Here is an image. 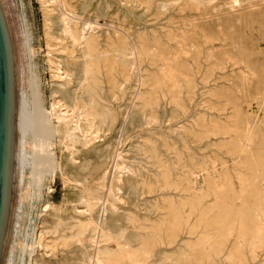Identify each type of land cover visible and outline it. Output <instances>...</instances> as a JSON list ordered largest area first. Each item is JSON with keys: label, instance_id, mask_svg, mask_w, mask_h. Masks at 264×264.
Returning a JSON list of instances; mask_svg holds the SVG:
<instances>
[{"label": "rangeland", "instance_id": "374dc122", "mask_svg": "<svg viewBox=\"0 0 264 264\" xmlns=\"http://www.w3.org/2000/svg\"><path fill=\"white\" fill-rule=\"evenodd\" d=\"M207 1L69 0L68 3V0H64V4L63 0H0L1 27L5 38L10 44L7 48L8 55L13 58L11 72L13 68L16 74L20 72L19 67L21 68L24 63L23 53L26 52L28 45H32L35 50L34 61L40 79L41 99L47 112H49L50 102L53 119L55 139L51 137L48 140V149L51 163L56 162L55 169H50L43 179L42 192L39 198L35 196L33 199L28 197L29 192L26 195L24 187L20 191L18 186L17 191L18 193L21 192L19 197H23L20 199L17 197L14 201V193H9L7 184L0 234V264L8 261L10 244L19 237L22 238L23 247L14 252L10 264H28L31 256H34L33 263L56 264L64 259L66 262L68 261L67 264H104L103 256H106V253L118 254L125 249L133 252L134 258H136L134 264H179V261L184 264H264V250L259 251L254 256L255 259L250 256V253L244 247L248 236L240 241L237 239V230H239L241 223H247L250 228V226L254 227L255 222H264V60L262 61L264 59V29L262 30L264 25L261 27L262 25L256 22L251 27L249 25L247 28H242L245 27L242 20L246 16L253 15V18L256 17L255 19H260L261 22L264 20V0H245L237 7L231 5V0ZM56 6L58 7L56 8ZM77 12L79 13L77 14ZM62 13L67 18H71H69L70 26L68 29L72 30L79 38L80 42L77 45L72 42L73 40L68 37L66 32L64 33ZM261 18L263 19L261 20ZM201 23L202 26H200ZM211 24L215 27L213 28ZM198 25L200 26L199 29L197 28ZM220 28H223L222 30L225 32ZM158 36L160 38H157ZM162 37H164V40ZM121 38H126L130 52L132 49L133 51L143 49L141 44L144 47L147 45V53L153 56L156 55V60L161 59L159 55H166L165 53L169 50V54L167 53L168 55L164 56V59L178 61L182 68L181 74L185 75L187 73L186 80L196 79L197 84L195 86L149 88L148 85L139 84V80L146 79L148 81V78L156 71H151L154 67H150L148 72L145 73L143 70L140 73L135 72L131 79H128V76H125L123 70L118 66L117 69L110 70V68L118 65L121 59L122 52H119L118 47ZM226 38L228 39L226 40ZM237 38L241 40L239 41ZM192 39L193 41H191ZM88 40L93 42L96 49L90 66L93 70L92 78L96 80L95 83L89 81L83 75L85 61L83 60V51L85 46L82 41ZM130 40L132 41L130 42ZM146 41L152 42L149 45ZM244 47H247V49ZM164 48L167 50L166 52ZM157 51L160 54L157 55ZM181 52H183L182 55ZM176 53L180 54L176 55ZM195 56L196 58L199 57V62L202 61L200 64L198 60L194 59ZM229 57L234 58L233 61L242 63L240 64L242 67L244 64L248 65L249 70L241 68L239 65H233V61ZM217 59L218 61H216ZM243 59L248 60V62ZM222 60L224 66H220ZM211 61H214V63ZM211 64L213 65L211 66ZM197 68L202 69L198 71ZM209 68L210 70H208ZM247 71L251 72L247 73ZM237 72L240 73V76ZM257 72H260L259 75ZM160 74L162 73L160 72ZM226 77L230 79L227 80ZM202 80L205 82L203 83ZM96 86H98L96 100L109 116L104 123L87 115V111L93 104L91 90L95 89ZM103 95L105 96L103 97ZM73 96L74 98H72ZM124 108L126 109L123 110ZM54 112L57 114H54ZM82 156L83 158H81ZM182 158L184 159L182 160ZM262 162L263 165H257ZM178 165L181 166V168L178 167L179 170ZM158 168L170 170L169 182L170 184L173 182L172 185L179 186L180 194L178 197L171 195L172 197L163 198L157 192L154 193L155 196L154 194H142L140 189L144 188L145 185L153 187L158 185ZM211 168H213L212 171ZM184 170L185 173H183ZM81 171L83 174H81ZM181 171L183 174H181ZM102 173L113 177L116 188L111 191V194L115 207H109L108 202L103 197L102 192L106 191L105 184L100 186L98 182H95ZM178 175H181V177ZM73 177L76 178L73 179ZM189 177H193L199 184L198 189L193 188ZM220 184L223 188L220 187ZM217 185L223 191L220 194L225 198V210L231 211L228 213L212 211L211 216L210 214L206 215L204 212L215 205L216 199L221 198V195L216 193L219 190ZM84 189L85 191L91 189L96 193L97 205L91 211H87L85 205L81 206V203L85 204L83 201L85 200L83 197ZM29 191L35 193L36 189L31 186ZM120 191L125 192L122 195ZM235 192L236 194H234ZM195 193H198V195ZM174 194H177V192H174ZM194 197H196V200L198 199L197 202L194 201ZM238 198L240 200H237ZM45 201L50 202V204L45 205L42 212L41 208ZM193 203L195 206H192ZM99 206L100 208H98ZM169 207L172 210H178L181 223L189 220L190 226L193 225L192 236L187 235V230L182 231L183 233L181 232L180 236L183 244L194 248L197 246L195 248L197 252H194L197 255L195 260L186 259L183 256L184 252L168 242V229L173 228L172 226L179 222L178 218L174 222V219L169 217L171 211ZM192 207H195V209L193 210ZM97 212L100 213L97 214ZM83 213L87 214L84 215ZM106 214L108 217H106ZM210 218L218 221L220 229L217 232L206 226ZM99 220H102V223ZM53 221H56V223ZM58 223L62 224L63 227L61 226L58 229L54 226ZM77 224H82L81 233L83 235L80 237L81 239L77 236L81 241H77L76 238L79 227ZM109 224H117L118 226L113 225L111 227ZM154 227H161L162 243L153 250L148 249L149 247L141 243L139 236L150 238L151 235L155 234L153 232ZM36 234L37 240L35 239ZM133 236L136 239L132 238Z\"/></svg>", "mask_w": 264, "mask_h": 264}, {"label": "bare ground", "instance_id": "6f19581e", "mask_svg": "<svg viewBox=\"0 0 264 264\" xmlns=\"http://www.w3.org/2000/svg\"><path fill=\"white\" fill-rule=\"evenodd\" d=\"M9 1V0H8ZM87 1V0H86ZM173 1V0H172ZM199 1H201V0H199ZM207 1V0H206ZM210 1V0H209ZM214 1V0H213ZM243 1H245V0H231L230 1V3H231V5H233V6H235V7H237V6H240L242 3H243ZM63 2H64V0H63ZM144 2V1H143ZM183 2V1H182ZM195 2H197V1H195ZM205 2V1H204ZM208 2V1H207ZM206 2V3H207ZM218 2V1H217ZM67 3V2H66ZM68 3H69V0H68ZM206 3H204V4H206ZM64 4H65V2H64ZM201 4V3H200ZM63 5V4H62ZM70 5H71V3H70ZM88 5H89V3H88ZM252 5V4H251ZM255 5V4H254ZM55 6V5H54ZM13 7V6H12ZM58 6H56V8H57ZM65 7V6H64ZM63 7V8H64ZM67 8H68V6H66ZM78 7H80V6H78ZM256 7V6H255ZM59 8H61V7H59ZM68 9H70V8H68ZM129 9V8H128ZM13 10V9H12ZM58 10V9H57ZM64 10V9H63ZM72 10V9H71ZM77 10H79V9H77ZM83 10V9H82ZM255 10V9H254ZM251 11V10H250ZM249 11V12H250ZM58 12V11H57ZM13 13H15L14 11H13ZM67 13V12H66ZM69 13V12H68ZM79 12H77V14H78ZM83 13V12H82ZM251 13V12H250ZM71 14H73V13H71ZM245 14H247V13H245ZM245 14H243V15H245ZM254 14H255V12H254ZM62 15H63V13H62ZM241 15V14H240ZM257 15V14H256ZM255 15V16H256ZM261 15V14H260ZM253 16V15H252ZM251 15H249V17H245L243 20H242V23H243V25L245 26V27H242L243 29L244 28H247V26H249V27H251V25L253 24V23H256V22H258L259 23V25H262L261 27H263V25H264V20L261 22V21H259V20H256L255 18H253ZM15 17H17V16H15ZM58 17V16H57ZM75 17V16H74ZM78 17H79V15H78ZM242 17V16H241ZM70 18V17H69ZM69 18H67L66 16H65V14L62 16V22H64V25L62 26V27H64L65 28V31L64 30H62V31H64V33L66 32V34L68 35V37H70L73 41L72 42H74L76 45H77V43H79L80 41H79V38L77 37V35L72 31V30H69L68 28H69V26H70V22H69ZM218 18V17H217ZM222 18V17H221ZM236 18V17H235ZM237 18H238V16H237ZM236 18V19H237ZM16 19V18H15ZM71 19V18H70ZM231 19V18H230ZM240 19V18H239ZM263 18H261V20H262ZM59 20V19H58ZM185 21V20H184ZM67 22H68V24H67ZM177 22V21H176ZM179 22V21H178ZM220 22V21H219ZM227 22V21H226ZM228 22H230V21H228ZM233 22V21H232ZM239 22H241L240 20H239ZM60 23V22H59ZM73 23V22H72ZM84 23V22H83ZM184 23V22H183ZM191 23V22H190ZM213 23V22H212ZM222 23V22H221ZM235 23V22H234ZM19 24V23H18ZM63 24V23H62ZM79 24V23H78ZM215 24V23H214ZM216 24H219V23H216ZM223 24V23H222ZM237 24V23H236ZM60 25V24H59ZM169 25V24H168ZM188 25V24H187ZM212 25V24H211ZM238 25V24H237ZM242 25V24H241ZM72 26V25H71ZM82 26H83V24H82ZM193 26V25H192ZM199 26V25H198ZM200 26H202V23H201V25ZM200 26L199 27H197L198 29L200 28ZM220 26H221V24H220ZM257 26V25H256ZM31 27V26H30ZM166 27H167V25H166ZM174 27V26H173ZM176 27H178L177 25H176ZM189 27V26H188ZM188 27H186V28H188ZM194 27H196V26H194ZM205 27V26H204ZM212 27L214 28L215 26H213L212 25ZM211 27V28H212ZM222 27V26H221ZM225 27H227V26H225ZM230 27H232V26H230ZM235 27V26H234ZM254 27V26H253ZM252 27V28H253ZM260 27V26H259ZM18 28V27H17ZM74 28V27H73ZM80 28V27H79ZM171 28V27H170ZM206 28V27H205ZM204 28V29H205ZM208 28V27H207ZM224 28V27H223ZM222 28V29H223ZM240 28V27H239ZM257 28V27H256ZM61 29V28H60ZM71 29H72V27H71ZM173 29V28H172ZM171 29V30H172ZM175 29V28H174ZM173 29V30H174ZM183 29H185L184 27H183ZM201 29H203L202 27H201ZM221 29V28H220ZM221 29V30H222ZM241 29V28H240ZM250 29V28H249ZM264 28H262V30H263ZM80 30V29H79ZM117 30V29H116ZM167 30V29H166ZM165 30V31H166ZM177 30V29H176ZM188 30V29H187ZM192 30H194V29H192ZM216 30V29H215ZM231 30V29H230ZM242 30V29H241ZM247 30V29H246ZM259 30V29H258ZM20 31V30H19ZM81 31H82V29H81ZM207 31V30H206ZM205 31V32H206ZM208 31H210V29L208 28ZM207 31V32H208ZM223 31V30H222ZM238 31V30H237ZM236 31V32H237ZM248 31V30H247ZM252 31H255V30H252ZM121 32V31H120ZM123 32V31H122ZM164 32V31H163ZM163 32H162V34H163ZM178 32V31H177ZM185 32V31H184ZM191 32V31H190ZM202 32H204V31H202ZM214 32V31H213ZM220 32V31H219ZM223 32H225V31H223ZM227 32V31H226ZM231 32H233L232 30H231ZM239 32V31H238ZM242 32V31H241ZM243 32H244V30H243ZM260 32V31H259ZM19 33V32H18ZM47 33H49V32H47ZM63 33V32H62ZM91 33V32H90ZM132 33V32H131ZM170 33V32H169ZM174 33V32H173ZM187 33H189V32H187ZM193 33H195V32H193ZM264 33V32H263ZM122 34V33H121ZM142 34V33H141ZM161 34V33H160ZM161 34V35H162ZM164 34H165V32H164ZM174 34H176V33H174ZM180 34V33H179ZM215 34V33H214ZM218 34V33H217ZM231 34V33H230ZM239 34H241V33H239ZM247 34V33H246ZM245 34V35H246ZM255 34V33H254ZM80 35V34H79ZM87 35V34H86ZM133 35V34H132ZM182 35V34H181ZM185 35H187V34H185ZM196 35V34H195ZM206 35V34H205ZM208 35V34H207ZM212 35V34H211ZM219 35V34H218ZM217 35V36H218ZM223 35V34H222ZM243 35H244V33H243ZM248 35H249V33H248ZM258 35V34H257ZM64 36V35H63ZM128 36V35H127ZM156 36V35H155ZM167 36V35H166ZM177 36H179V35H177ZM192 36V35H191ZM203 36V35H202ZM213 36H215V35H213ZM212 36V37H213ZM216 36V37H217ZM239 36V35H238ZM151 37V36H150ZM149 37V38H150ZM169 37V36H168ZM174 37V36H173ZM195 37V36H194ZM193 37V38H194ZM198 37V36H197ZM205 37H207V36H205ZM208 37H210V36H208ZM223 37V36H222ZM228 37V36H227ZM242 37V36H241ZM240 37V38H241ZM253 37H254V35H253ZM256 37V36H255ZM81 38H83V37H81ZM156 38V37H155ZM157 38H160L159 36L157 37ZM163 38V40H164V37H162ZM166 38V37H165ZM172 38V37H171ZM179 38H180V36H179ZM183 38V37H182ZM220 38H221V35H220ZM225 38V37H224ZM30 39V38H29ZM132 39H133V37H132ZM146 39V38H145ZM144 39V40H145ZM194 39H196V38H194ZM202 39V38H201ZM210 39V38H209ZM222 39V38H221ZM220 39V40H221ZM228 38H226V40H227ZM233 39H235V37H233ZM238 40H239V38H237ZM258 39V38H257ZM115 40V39H114ZM157 40V39H156ZM174 40H176V39H174ZM174 40H172V41H174ZM197 40V39H196ZM237 40V41H238ZM241 40V39H240ZM239 40V41H240ZM20 41V40H19ZM132 40H130V42H131ZM152 41H153V38H152ZM152 41H150V42H152ZM171 41V42H172ZM190 41V40H189ZM191 41H193V39L191 40ZM216 41V40H215ZM223 41V40H222ZM221 41V42H222ZM235 41V40H234ZM238 41V42H239ZM21 42V41H20ZM71 42V41H70ZM101 42V41H100ZM142 42H144L143 40H142ZM148 44L150 43V42H148V41H146ZM154 42H156V41H154ZM159 43H160V40L158 41ZM198 42V41H197ZM201 42V41H200ZM199 42V43H200ZM202 42H204V41H202ZM53 43V42H52ZM82 43H84V53H83V57H84V59L83 60H85L84 61V68H83V75L85 76V77H87L88 79H89V81H93L94 83L96 82V80H95V78H92V75H93V70L91 69V62L93 61V53L94 52H96V49H95V47H94V45H93V42H91V40H88V41H82ZM105 43V42H104ZM114 43V42H113ZM119 44H118V47H119V52H122L121 54H122V56H121V59H120V61L118 62V65H116V66H114V67H112V68H110V70L111 69H117L118 67H120L123 71V74L125 75V76H128L127 78L128 79H131V77L135 74V72L137 73V72H139L140 73V71L141 70H143V72L145 73V72H148V70H149V68L150 67H154V69H151V71L152 70H156L155 71V73H153V75L151 76V77H149L148 79V81H146V79H144V80H139V84H141V85H148L149 86V88L150 87H156V88H163V87H178V86H181V85H187V86H191V85H196L197 84V82H196V79L195 80H186V78H187V73L185 74V75H182L181 74V70H182V68H181V65L180 64H178V61H172V57L171 58H169V59H171V61L170 60H167V58L166 59H164V56L166 57V55H168L169 53L168 52H170L169 50H168V54L167 53H165L166 55H159V56H161V59H159V60H156L155 59V57H157L156 55L155 56H153L152 54H148L147 53V48H146V46L144 47L143 46V44H141V48L143 47V49H137V50H135V51H133V49L131 50V52H130V48H129V44L127 43V41H126V38H121L120 40H119V42H118ZM134 43H136V42H134ZM133 43V44H134ZM158 43V44H159ZM162 43V42H161ZM166 43V42H165ZM168 43V42H167ZM189 43V42H188ZM215 43V42H214ZM236 43V42H235ZM242 43H243V41H242ZM260 43V42H259ZM81 44V43H80ZM107 44V43H106ZM109 44V43H108ZM111 44V43H110ZM138 44V43H137ZM155 44V43H154ZM163 44V43H162ZM162 44H161V46H162ZM182 44V43H181ZM190 44V43H189ZM188 44V45H189ZM193 44L196 46V44L193 42ZM203 44V43H202ZM230 44V43H229ZM236 44H238V43H236ZM240 44V43H239ZM251 44V43H250ZM256 44H258V43H256ZM132 45V44H131ZM135 45V44H134ZM150 45V44H149ZM227 45V44H226ZM234 45V44H233ZM243 45V44H242ZM246 45V44H245ZM249 45V44H248ZM259 45V44H258ZM7 46L9 47L10 46V44H9V42H8V40H7ZM22 46V45H21ZM100 46V45H99ZM110 46V45H109ZM138 46V45H137ZM154 46V45H153ZM168 46V45H167ZM190 46H192V45H190ZM202 46V45H201ZM224 46V45H223ZM230 46V45H229ZM228 46V47H229ZM247 46V45H246ZM115 47V46H114ZM133 47V46H132ZM210 47H212V46H210ZM220 47H222V46H220ZM252 47V46H251ZM258 47V46H257ZM77 48V47H76ZM79 48V47H78ZM103 48H104V46H103ZM139 48V47H138ZM150 48V47H149ZM158 48V47H157ZM160 48V47H159ZM167 48V47H166ZM186 48H188V47H186ZM216 48H218V47H216ZM215 48V49H216ZM231 48V47H230ZM244 48H246L247 49V47H244ZM263 48V47H262ZM20 49V48H19ZM25 49V48H24ZM102 49V48H101ZM151 49V48H150ZM149 49V50H150ZM153 49V48H152ZM165 49V48H164ZM175 49H177L176 47H175ZM180 49V48H179ZM208 49V48H207ZM224 49V48H223ZM76 50V49H75ZM155 50V49H154ZM160 50H162V49H160ZM174 50V49H173ZM181 50V49H180ZM179 50V51H180ZM184 50H187V49H184ZM194 50V49H193ZM206 50V49H205ZM237 50H239V49H237ZM237 50H236V52H237ZM242 50V49H241ZM10 51V50H9ZM21 51H22V49H21ZM25 51V50H24ZM80 51H81V49H80ZM133 51V52H132ZM153 51V50H152ZM159 51V50H158ZM158 51H157V55L158 54H160V53H158ZM167 50L165 49V52H166ZM176 51V50H175ZM191 51V50H190ZM189 51V52H190ZM199 51V50H198ZM222 51V50H221ZM246 51V50H245ZM248 51V50H247ZM257 51V50H256ZM109 52V51H108ZM161 52H163V50L161 51ZM171 52H173L172 50H171ZM178 52V51H177ZM188 52V53H189ZM194 52H196L195 50H194ZM193 52V53H194ZM209 52V51H208ZM217 52V51H216ZM215 52V53H216ZM223 52V51H222ZM240 52V51H239ZM243 52V51H242ZM259 52V51H258ZM117 53V52H116ZM155 53V52H154ZM164 53V52H163ZM174 53V52H173ZM202 53V52H201ZM204 53V52H203ZM233 53V52H232ZM232 53H231V55H232ZM235 53V52H234ZM241 53V52H240ZM9 54H10V52H9ZM34 54H35V50H34V48H33V46L32 45H28L27 46V48H26V52H24L23 53V55H24V63L22 64V66H21V68L19 67V73L18 74H16V72H15V70H14V68H13V70H12V72L10 71V82H9V139H8V142H9V144H8V161H7V184H8V189H9V193L10 194H12V193H14V201H15V199L18 197L19 199L20 198H22L23 196H21V197H19V194L21 193L20 191H21V188H23L24 187V192H25V194L27 195V192H29V196L28 197H30V198H32L33 199V197L35 196L36 198L38 197L39 198V196L41 195V188H42V185H43V179H44V177L48 174V172H49V170L50 169H55V164H56V162H52L51 163V157H50V153H49V139L52 137V138H54L55 139V137H54V129H53V119H52V115H51V108H50V102H49V112H47V110L45 109V107H44V104H43V101H42V99H41V89H40V79H39V75H38V73H37V68H36V63H35V61H34ZM180 53H176V55H179ZM183 54V52H181V55ZM198 54V53H197ZM206 54V53H205ZM249 54V53H248ZM253 54H255V53H253ZM77 55H79V54H77ZM191 55V54H190ZM195 55V54H194ZM209 55V54H208ZM236 55H239V54H236ZM243 55V54H242ZM247 55V54H246ZM10 56V55H9ZM101 56V55H100ZM118 56V55H117ZM193 56V55H192ZM203 57H204V54L202 55ZM235 56V55H234ZM240 56V55H239ZM247 56H249V55H247ZM25 57H26V61H25ZM102 57V56H101ZM110 57V56H109ZM169 57V56H168ZM182 57V56H181ZM210 57H212V56H210ZM216 57V56H215ZM218 57V56H217ZM241 57V56H240ZM245 57V56H244ZM244 57H242V58H244ZM9 58H11V56L9 57ZM22 58V57H21ZM96 58V57H95ZM103 58V57H102ZM114 58H116V57H114ZM113 58V59H114ZM186 58V57H185ZM190 58V57H189ZM202 58V57H201ZM209 58V57H208ZM219 58H220V56H219ZM222 58V57H221ZM230 58V57H229ZM238 58V57H237ZM237 58H236V60H237ZM241 58V59H242ZM248 58V57H247ZM256 58V57H255ZM112 59V58H111ZM158 59V58H157ZM178 59V58H177ZM181 59V58H180ZM194 59L197 61L198 60V62L200 61V59H199V57L198 58H196V56L194 57ZM210 59H212V58H210ZM232 61H233V59L232 58H230ZM240 59V58H239ZM174 60V59H173ZM207 60H209V59H207ZM243 60H245V59H243ZM264 59H262V61H263ZM179 61H181V60H179ZM191 61H192V59H191ZM215 61V60H214ZM214 61L212 62V63H214ZM216 61H218V59L216 60ZM246 61V60H245ZM106 62V61H105ZM111 62V61H110ZM113 62V61H112ZM202 62V61H201ZM201 62H199V64L201 63ZM204 62H205V60H204ZM210 62V63H211ZM246 62H248V60L246 61ZM11 63H13V58H11L10 59V64ZM82 63V62H81ZM97 63V62H96ZM114 63V62H113ZM250 63V62H249ZM248 63V64H249ZM253 63V62H252ZM193 64V63H192ZM209 64V63H208ZM219 64V63H218ZM220 66H224L223 64H224V62H223V60H222V62H220ZM233 65H239L240 66V64H242V63H240V62H238V61H233V63H232ZM244 64V63H243ZM190 65V64H189ZM202 65V64H201ZM213 64H211V66H212ZM227 65V64H226ZM71 66V65H70ZM72 66H73V64H72ZM75 66V65H74ZM118 66V67H117ZM188 66V65H187ZM192 66V65H191ZM205 66V65H204ZM219 66V67H220ZM232 66V65H231ZM251 66H253V65H251ZM207 67V66H206ZM241 68H245V69H247V70H249V67H248V65H246V64H244V66L242 67V66H240ZM255 67V66H254ZM257 67H259V66H257ZM211 68V67H210ZM210 68L208 69V70H210ZM217 68H218V66H217ZM222 68V67H221ZM236 68V67H235ZM61 69V68H60ZM191 69V68H190ZM189 69V70H190ZM202 68H200V70H201ZM59 70V69H58ZM102 70V69H101ZM137 70V71H136ZM192 70H194V69H192ZM197 70L198 71H200L199 70V68H197ZM207 70V71H208ZM255 70V69H254ZM18 71V70H17ZM59 71H61V70H59ZM73 71V70H72ZM79 71H80V69H79ZM188 71V70H187ZM203 71V70H202ZM201 71V72H202ZM246 71V70H245ZM256 71H257V69H256ZM259 71V70H258ZM161 72L162 74H160L159 75V73ZM185 72V71H184ZM248 72H251V71H247V73ZM255 72V71H254ZM254 72H252L253 74H254ZM183 73V72H182ZM194 73V72H193ZM238 73V72H237ZM243 73V72H242ZM241 73V74H242ZM258 73V72H257ZM260 73V72H259ZM259 73H258V75H259ZM67 74V73H66ZM76 74V73H75ZM81 74V73H80ZM27 75V76H26ZM201 75V74H200ZM199 75V76H200ZM214 75H215V73H214ZM229 75V74H228ZM238 75L240 76V73H238ZM248 75V74H247ZM75 76V75H74ZM191 76V75H190ZM198 76V77H199ZM242 76V75H241ZM83 77V76H82ZM84 77V78H85ZM148 77V76H147ZM197 77V78H198ZM204 77H205V75H204ZM225 77V76H224ZM245 77H247V76H245ZM245 77H243V78H245ZM251 77V76H250ZM74 78V77H73ZM72 78V79H73ZM143 78V77H142ZM141 78V79H142ZM242 78V77H241ZM261 78H262V76H261ZM75 79V78H74ZM80 79V78H79ZM82 79V78H81ZM199 79V78H198ZM215 79V78H214ZM217 79H218V77H217ZM226 79H227V77H226ZM230 79V78H229ZM229 79H227V80H229ZM237 79V78H236ZM78 80V79H77ZM253 80V79H252ZM211 81V80H210ZM241 81H242V79H241ZM251 81V80H250ZM80 82V81H79ZM84 82V81H83ZM202 82L204 83L205 81L204 80H202ZM231 82H233V81H231ZM240 82V81H239ZM257 82V81H256ZM259 82V81H258ZM226 83V82H225ZM245 83V82H244ZM249 83V82H248ZM80 84V83H79ZM105 84V83H104ZM210 84V83H209ZM228 84V83H227ZM226 84V85H227ZM236 84V83H235ZM241 84V83H240ZM78 85V84H77ZM229 85V84H228ZM232 85H233V83H232ZM238 85H239V83H238ZM245 85V84H244ZM257 85V84H256ZM74 86V85H73ZM76 86V85H75ZM79 86V85H78ZM230 86V85H229ZM234 86V85H233ZM237 86V85H236ZM258 86V85H257ZM86 87V86H85ZM129 87V86H128ZM243 87V86H242ZM84 88V87H83ZM97 88H98V86H96L95 87V89H93V90H91L92 91V94H91V101L93 102V104H92V107H90L89 108V111H87V115L88 116H92L93 118H96V119H99V121L100 122H102V123H104L107 119H108V113L106 112V111H104V109L101 107V105L97 102V100H96V95H97V92H96V90H97ZM117 88V87H116ZM183 88V87H182ZM192 88V87H191ZM237 88H239V87H237ZM70 89H71V86H70ZM125 89V88H124ZM107 90V89H106ZM145 90V89H144ZM168 90V89H167ZM171 90V89H170ZM67 92V91H66ZM80 92V91H79ZM100 92V91H99ZM104 92V91H103ZM71 93H72V91H71ZM105 93V92H104ZM107 93V92H106ZM149 93V92H148ZM67 94V93H66ZM70 94V93H69ZM131 94H133V93H131ZM67 96V95H66ZM75 96V95H74ZM74 96L72 97V98H74ZM105 95H103V97H104ZM137 96V95H136ZM82 97H84V96H82ZM80 98H81V96H80ZM79 98V99H80ZM108 98H109V96H108ZM78 99V98H77ZM82 99V98H81ZM84 99V98H83ZM154 99V98H153ZM70 100H71V98H70ZM73 100V99H72ZM103 100V99H102ZM107 100V99H106ZM105 100V101H106ZM110 100V99H109ZM59 101H61V100H59ZM83 101V100H82ZM87 101V100H86ZM72 102V101H71ZM70 102V103H71ZM146 102V101H145ZM54 103V102H53ZM52 103V104H53ZM85 103V102H84ZM166 103H167V101H166ZM57 104H58V102H57ZM68 104V103H67ZM108 104H110V103H108ZM152 105V104H151ZM52 106H54V105H52ZM71 106V105H70ZM73 106V105H72ZM114 106V105H113ZM117 106H119V105H117ZM122 106H124V104H122ZM128 106V105H127ZM61 107V106H60ZM111 107V106H110ZM114 107H116V106H114ZM64 108V107H63ZM66 108H67V106H66ZM69 108H71V107H69ZM76 108V107H75ZM80 108V107H79ZM79 108H78V110H79ZM111 108H113V107H111ZM119 108H122V107H119ZM118 109V108H117ZM126 108H124L123 110H125ZM76 110V109H75ZM144 110V109H143ZM59 111V110H58ZM61 111V110H60ZM72 111V110H71ZM61 113V112H60ZM63 114H64V112H62ZM54 114H57V113H55L54 112ZM81 114V113H80ZM61 115V114H60ZM66 115V114H65ZM137 115V114H136ZM71 116V115H70ZM132 116V115H131ZM138 116V115H137ZM55 117V116H54ZM125 117H126V115H125ZM49 118H50V120H51V122H50V120H49ZM65 118V117H64ZM90 118V117H89ZM88 118V119H89ZM132 118V117H131ZM134 118V117H133ZM73 119V118H72ZM83 119V118H82ZM85 120V119H84ZM90 120V119H89ZM117 120V119H116ZM240 120V119H239ZM238 120V121H239ZM137 121H138V119H137ZM245 121V120H244ZM91 122V121H90ZM61 123V122H60ZM139 123V122H138ZM141 123V122H140ZM252 123H253V121H252ZM136 124V123H135ZM62 125V124H61ZM60 125V126H61ZM84 125V124H83ZM138 126H140L139 124H137ZM249 125H250V123H249ZM249 125H248V128H249ZM56 126H57V124H56ZM74 126V125H73ZM114 126V125H113ZM124 126V125H123ZM134 126V125H133ZM67 127V126H66ZM62 128V127H61ZM244 129V128H243ZM246 129H247V127H246ZM78 130V129H77ZM76 130V131H77ZM59 131V130H58ZM57 132V131H56ZM60 132V131H59ZM58 132V133H59ZM186 132V131H185ZM57 134V133H56ZM175 134V133H174ZM249 134V133H248ZM200 135V134H199ZM75 136V135H74ZM48 137V138H47ZM58 137H59V135H58ZM64 137V136H63ZM63 137H62V139H63ZM76 137V136H75ZM69 138V137H68ZM78 138V137H77ZM251 139V138H250ZM95 140V139H94ZM61 141V140H60ZM60 141H58V142H60ZM241 141V140H240ZM247 141H248V136H247ZM107 143V142H106ZM92 144H94V143H92ZM91 144V145H92ZM64 145V144H63ZM95 145V144H94ZM93 145V146H94ZM102 145V144H101ZM110 145H112V144H110ZM118 145V144H117ZM77 146V145H76ZM113 146V145H112ZM263 146V145H262ZM89 147V146H88ZM90 147H92V146H90ZM248 147V146H247ZM73 148V147H72ZM94 148V147H93ZM111 148V147H110ZM113 148V147H112ZM228 148V147H227ZM114 149V148H113ZM83 150V149H82ZM93 150V149H92ZM95 150H96V148H95ZM112 150V149H111ZM110 150V151H111ZM254 150V149H253ZM81 151V150H80ZM80 151H78V152H80ZM109 151V150H108ZM74 152V151H73ZM241 152V151H240ZM76 153V152H75ZM251 153V152H250ZM108 154V153H107ZM116 155V154H115ZM75 156V155H74ZM111 156H113V155H111ZM244 156V155H243ZM250 156V155H249ZM109 157V156H108ZM81 158H83V156L81 157ZM242 158V157H241ZM77 159V158H76ZM80 159V158H79ZM85 159V158H84ZM87 159V158H86ZM113 159V158H112ZM184 158H182V160H183ZM190 159H191V157H190ZM115 161H116V159H114ZM245 160V159H244ZM251 160H254V159H251ZM112 161V160H111ZM191 161H193V160H191ZM241 161V160H240ZM246 161V160H245ZM261 161V160H260ZM259 161V162H260ZM82 162V161H81ZM195 162V161H194ZM244 162V161H243ZM258 162V161H257ZM258 162V163H259ZM248 163V162H247ZM77 164V163H76ZM85 164H86V161H85ZM164 164V163H163ZM178 164V163H177ZM183 164V163H182ZM197 164V163H196ZM252 164H253V161H252ZM261 164L263 165V162L262 163H260V164H257V165H260L261 166ZM156 165V164H155ZM176 165V164H175ZM174 165V166H175ZM188 165V164H187ZM254 165V164H253ZM76 166V165H75ZM74 166V167H75ZM78 166V165H77ZM117 166V165H116ZM161 166V165H160ZM180 165H178L177 166V168L179 167ZM194 166H196V165H194ZM118 167V166H117ZM184 167V166H183ZM198 167V166H197ZM201 167V166H200ZM223 167H225V166H223ZM78 168V167H77ZM76 168V169H77ZM151 168V167H150ZM157 168V167H156ZM180 168H181V166H180ZM186 168V167H185ZM188 168H189V166H188ZM194 168V167H193ZM204 168V167H203ZM208 168V167H207ZM216 168V167H215ZM252 168H254V167H252ZM256 168V167H255ZM257 168H259V167H257ZM80 169V168H79ZM84 169V168H83ZM83 169H82V171H83ZM159 169V168H158ZM191 169V168H190ZM197 169V168H196ZM241 169V168H240ZM75 170V169H74ZM119 170V169H118ZM175 170V169H174ZM178 170H179V168H178ZM187 170H189V169H187ZM213 170V168H211V171ZM252 170V169H251ZM256 170V169H255ZM82 171H81V174H83L82 173ZM127 171V170H126ZM172 171V170H171ZM194 171V170H193ZM196 171V170H195ZM261 171V170H260ZM115 172V171H114ZM180 172V171H179ZM224 172V171H223ZM152 173V172H151ZM155 173V172H154ZM175 173V172H174ZM173 173V174H174ZM183 173H185V170H184V172ZM182 173V171H181V174H183ZM215 173V172H214ZM254 173V172H253ZM255 173H257L256 171H255ZM69 174V173H68ZM73 174V173H72ZM77 174H79V173H77ZM76 174V175H77ZM153 174V173H152ZM180 174V173H179ZM187 174H189V173H187ZM210 174V173H209ZM261 174V173H260ZM113 175H115V174H113ZM190 175V174H189ZM191 175H193L192 173H191ZM195 175V174H194ZM247 175V174H246ZM255 175V174H254ZM72 176V175H71ZM81 176V175H80ZM140 176H142V175H140ZM145 176V175H144ZM179 176V175H178ZM209 176V175H208ZM231 176V175H230ZM244 176V175H243ZM84 177V176H83ZM149 177V176H148ZM171 177V172H170V170H168L167 168H162V169H159L158 170V174H157V178H159V179H157V184L158 185H156V186H149V185H145L144 186V188H142V189H140V191H142V194L143 193H147V194H154V193H159L161 196H163V198H165V197H167V196H169V197H172L171 195H175V196H179V194H180V189H179V186H177V185H172L173 184V182H171L172 184H170V182H169V178ZM179 177H181V175L179 176ZM207 177V176H206ZM248 177H249V175H248ZM74 178H76V177H73V179ZM172 178H173V176H172ZM177 178V177H176ZM190 178V177H189ZM219 178V177H218ZM217 178V179H218ZM222 178H223V176H222ZM251 178V177H250ZM250 178H249V180H250ZM146 179V178H145ZM178 179V178H177ZM208 179H210V178H208ZM256 179V178H255ZM174 180V179H173ZM187 180V179H186ZM189 180V179H188ZM190 180H191V183H192V186H193V188L194 189H198V187H200V186H198L199 184H197V182L193 179V177H191L190 178ZM190 180H189V182H190ZM220 180V179H219ZM225 180V179H224ZM241 180V179H240ZM86 181V180H85ZM172 181V180H171ZM205 181V180H204ZM74 182V181H73ZM83 182V181H82ZM95 182H98L99 183V185L100 186H102L103 184H105V188H106V191H104V192H102L103 193V197H104V199H105V201H107L108 202V205H109V207H115L114 206V204H113V196H112V194H111V191L113 190V189H115L116 188V186L114 185V181H113V177H111L110 175H106V174H104V173H102L101 174V176L98 178V179H96V181ZM176 182V181H175ZM207 182V181H206ZM214 182V181H213ZM228 182V181H227ZM81 183V182H80ZM190 183V184H191ZM244 183V182H243ZM84 184V183H83ZM86 184H88V183H86ZM156 184V183H155ZM180 184V183H179ZM214 184V183H213ZM215 184H216V182H215ZM253 184V183H252ZM154 185V184H153ZM221 185L222 184H220V187H221ZM20 187V191H19V193H18V191H17V187ZM33 187L34 189H36V191H35V193L33 192V193H31L30 191H29V189H30V187ZM78 186V185H77ZM82 186V185H81ZM81 186H80V188H81ZM183 186V185H182ZM251 186V185H250ZM83 187V186H82ZM187 187H189V186H187ZM219 186L217 185V188H218ZM220 187L218 188L219 190L218 191H216V193L217 194H219V195H221L222 193H223V191L222 190H220ZM258 187V186H257ZM192 188V187H191ZM214 188H215V186H214ZM221 188H223V187H221ZM230 188V187H229ZM247 188V187H246ZM104 189V188H103ZM235 189V188H234ZM97 190V189H96ZM105 190V189H104ZM139 190V189H138ZM182 190V189H181ZM203 190V189H202ZM256 190V189H255ZM258 190V189H257ZM33 191V190H32ZM84 191H85V189H84ZM102 191V190H101ZM189 191V190H188ZM193 191V190H192ZM196 191V190H195ZM197 191H199V190H197ZM246 191V190H245ZM249 191V190H248ZM247 191V192H248ZM121 192V191H120ZM123 192H125V191H123ZM123 192H121V194L123 193ZM129 192H130V190H129ZM174 192H177V194H174ZM191 192V191H190ZM194 192V191H193ZM211 192V191H210ZM209 192V193H210ZM244 192V191H243ZM208 193V194H209ZM221 193V194H220ZM259 193V192H258ZM264 193V192H263ZM79 194V193H78ZM99 194H101V193H99ZM120 194V193H119ZM127 194V193H126ZM132 194V193H131ZM193 194V193H192ZM191 194V195H192ZM196 194V193H195ZM234 194H236V192L234 193ZM243 194V193H242ZM241 194V195H242ZM23 195V194H22ZM25 195V196H26ZM123 195V194H122ZM132 195H134V194H132ZM158 195V194H157ZM190 195V194H189ZM196 195H198V193L196 194ZM232 195V194H231ZM80 196V195H79ZM154 196H155V194H154ZM153 196V197H154ZM181 196V195H180ZM208 196V195H207ZM230 196V195H229ZM245 196V195H244ZM27 197V198H28ZM83 197H84V199L85 200H83L84 202H85V204H83V203H81L82 205L81 206H84L85 208H86V210L87 211H91L92 210V208L95 206V205H97V199H96V193L95 192H93L91 189H89V190H87V191H85L84 193H83ZM82 197V198H83ZM134 197V196H133ZM183 197H185V196H183ZM137 199H138V197H136ZM159 198V197H158ZM192 198V197H191ZM196 197H194V199H195ZM200 198H201V195H200ZM213 198V197H212ZM229 198V197H228ZM240 198V197H239ZM237 199V200H240V199ZM264 198V197H263ZM81 199V198H80ZM122 199V198H121ZM144 199V198H143ZM152 199V198H151ZM155 199V198H154ZM234 199V198H233ZM198 200V199H197ZM197 200L195 199L194 201L195 202H197ZM217 201H216V203H215V205L213 206V207H210V208H208L207 209V211H205L204 213L206 214V215H209L212 211H221L222 213H228V212H230V211H226L225 209H226V206H225V204H224V201H225V198H224V196L223 195H221V198H218V199H216ZM247 200V199H246ZM245 200V201H246ZM258 200H260V199H258ZM82 201V202H83ZM19 202V201H18ZM96 202V203H95ZM153 202H154V200H153ZM194 202V203H195ZM227 202H228V200H227ZM192 204V206H195V204ZM247 203V202H246ZM47 204H50V202H48V201H45L44 203H43V205H42V208H41V211L43 212V208H44V206L45 205H47ZM102 204V203H101ZM106 204V203H105ZM100 205V204H99ZM19 206V205H18ZM107 206V205H106ZM180 206V205H179ZM185 206V205H184ZM104 207V206H103ZM98 208H100V206L98 207ZM246 208V207H245ZM248 208V207H247ZM82 209V208H81ZM97 209V208H96ZM192 209L194 210L195 209V207H192ZM202 209V208H201ZM254 209V208H253ZM25 210V209H24ZM95 210V209H94ZM169 210H171L170 212H169V217H171L172 219H174V222L176 221V219L178 218L179 219V222L175 225V226H172L173 228H171L170 227V229H168V242H169V244L170 245H174L176 248H178V250H180V251H182V252H184V255L183 256H185L186 257V259H188V260H195L196 259V257H197V255H195V253L197 252L196 250H195V248L197 247H190V246H188V245H186V244H183L182 243V240H181V236H180V233L182 232V231H188L187 232V235L188 236H192L193 235V225L192 226H190L191 225V223H190V221L188 220V221H185V222H183V223H181V221H180V216H179V213H178V210H176V209H173L172 210V208L171 207H169ZM234 210V209H233ZM19 211V210H18ZM83 211V210H82ZM81 211V212H82ZM264 211V210H263ZM104 212V211H103ZM106 212V211H105ZM104 212V213H105ZM129 212V211H128ZM130 212H131V210H130ZM198 212V211H197ZM207 212V213H206ZM233 212V211H232ZM85 213V212H84ZM83 213V214H84ZM95 213V212H94ZM100 213V212H99ZM98 212H97V214H99ZM252 213V212H251ZM87 214V213H86ZM86 214H84V215H86ZM89 214V213H88ZM133 214V213H132ZM192 214V213H191ZM82 215V214H81ZM118 215V214H117ZM120 215V214H119ZM123 215V214H122ZM128 215V214H127ZM134 215V214H133ZM41 216H42V213H41ZM58 216V215H57ZM79 217H80V215H78ZM196 216V215H195ZM210 216H211V214H210ZM242 216V215H241ZM78 217V218H79ZM91 217V216H90ZM89 217V219H91ZM102 217V216H101ZM105 217V216H104ZM106 217H108L107 216V214H106ZM113 217V216H112ZM121 217V216H120ZM229 217V216H228ZM256 217V216H255ZM262 217V216H261ZM24 218V217H23ZM56 218V217H55ZM82 218H84V217H82ZM88 218V217H87ZM96 218V217H95ZM117 218H119V217H117ZM122 218H123V216H122ZM184 218H185V216H184ZM230 218V217H229ZM263 218H264V214H263ZM62 219V218H61ZM64 220L66 219V218H63ZM85 219V218H84ZM104 219V218H103ZM105 219H107V218H105ZM110 219V218H109ZM114 219V218H113ZM112 219V220H113ZM116 219V218H115ZM212 218H210V221L206 224V226L207 227H209V228H213V230L212 229H210V230H212V231H216L217 232V230H219L220 228H219V224H218V221L217 220H211ZM228 219V218H227ZM226 219V221H228ZM25 220V219H24ZM57 220V219H56ZM97 220V219H96ZM129 220V219H128ZM127 220V221H128ZM191 220H192V218H191ZM209 220V219H208ZM29 221V220H28ZM58 221V220H57ZM60 221V220H59ZM62 221V220H61ZM66 221H68V220H66ZM79 221V220H78ZM86 221V220H85ZM91 221V220H90ZM100 221V220H99ZM102 221V220H101ZM100 221V222H101ZM109 221H111V220H109ZM229 221H230V219H229ZM257 221H260V220H257ZM23 222V221H22ZM25 222V221H24ZM54 223H56V221H53ZM65 222V221H64ZM83 222V221H82ZM104 222V221H103ZM129 222V221H128ZM235 222V221H234ZM237 222V221H236ZM61 223V222H60ZM89 223V222H88ZM102 223V222H101ZM110 223V222H109ZM118 223H120V222H118ZM226 223V222H225ZM264 223V222H263ZM263 223H261V222H255L254 223V227H252V226H250V228H249V225L247 224V223H245V222H243V223H241L240 224V228H239V230H237L238 231V233H237V239L240 241V240H242V239H245L246 238V236H248V238L246 239V241H245V249L250 253V256L251 257H254L259 251H262V250H264V224ZM52 224V223H51ZM111 224V223H110ZM109 224V225H110ZM121 224V223H120ZM78 225V224H77ZM105 225V224H104ZM107 225V224H106ZM114 224H112V225H110L111 227L113 226ZM117 225V224H116ZM116 225H114V226H116ZM121 225H123V224H121ZM197 225V224H196ZM233 225V224H232ZM237 225H238V223H237ZM42 226V225H41ZM40 226V227H41ZM55 227H57L58 229L62 226V224H57V225H54ZM79 227H78V232H77V234H76V238H77V236H78V238H80L83 234L81 233V226H82V224L81 225H78ZM101 226V225H100ZM108 226V225H107ZM118 226V225H117ZM222 226H224V225H222ZM45 227V226H44ZM51 227V226H50ZM53 227V226H52ZM63 227V226H62ZM234 227H235V225H234ZM47 228V227H46ZM99 228V227H98ZM114 228V227H113ZM123 228V227H122ZM160 228L161 227H159V228H156V227H154V233L155 234H153V235H151V237L150 238H148L147 236L145 237V236H139L140 237V239H141V243H143L146 247H149L148 249H155L158 245H160L161 243H162V238H161V233H162V231L160 230ZM105 229H107V227H105ZM223 228L221 227V230H222ZM232 229V228H231ZM49 230V229H48ZM47 230V231H48ZM51 230V229H50ZM53 230V229H52ZM84 230V229H83ZM83 230H82V232H83ZM97 230V229H96ZM99 230V229H98ZM101 230V229H100ZM104 230V229H103ZM108 230V229H107ZM67 231V230H66ZM127 231V230H126ZM219 232V231H218ZM38 233V232H37ZM43 233V232H42ZM81 233V234H80ZM103 233H105V231H103ZM106 233H108L107 231H106ZM183 233V232H182ZM227 233H228V231H227ZM52 234V233H51ZM59 234V233H58ZM111 234V233H110ZM109 234V235H110ZM235 234V233H234ZM249 234V235H248ZM45 235V234H44ZM113 235V234H112ZM130 235V234H129ZM212 235V234H211ZM217 235V234H216ZM225 235V234H224ZM43 236V235H42ZM58 237H59V235H57ZM106 236V235H105ZM104 236V237H105ZM218 236V235H217ZM216 236V237H217ZM61 237V236H60ZM66 237V236H65ZM108 237V239H109V236H107ZM145 237V238H144ZM208 237V236H207ZM212 237V236H211ZM234 237H235V235H234ZM77 238V241H81L80 239H78ZM87 238V237H86ZM103 238V237H102ZM132 238H134V239H136L135 238V236H133ZM35 239L37 240V234H36V237H35ZM40 239V238H39ZM88 239V238H87ZM87 239H86V241H87ZM208 239V238H207ZM212 239V238H211ZM57 240V239H56ZM110 240V239H109ZM112 240V239H111ZM210 240V239H209ZM223 240V239H222ZM31 241V240H30ZM117 241V240H116ZM138 241V240H137ZM36 242V241H35ZM84 242H85V240H84ZM39 243V242H38ZM37 243V244H38ZM61 243V242H60ZM101 243V242H100ZM114 243V242H113ZM189 243V242H188ZM237 243H239V242H237ZM30 244V243H29ZM90 244V243H89ZM117 244V243H116ZM122 244V243H121ZM230 244V243H229ZM240 244V243H239ZM72 245V244H71ZM87 245V244H86ZM55 246H57V245H55ZM78 246H80V245H78ZM83 246H85V245H83ZM118 246V245H117ZM120 246V245H119ZM209 246H211V245H209ZM239 246V245H238ZM23 247V241H22V238L21 237H19L17 240H15V241H12L11 242V244H10V248H9V256L10 257H8L9 259H8V261L5 263L4 262V264H10V260L12 259V255L14 254V252L16 251V250H18L19 248L21 249ZM87 247V246H86ZM109 247V246H108ZM115 247V246H114ZM120 247H122V246H120ZM61 248V247H60ZM92 248V247H91ZM133 248V247H132ZM233 248V247H232ZM30 249V248H29ZM124 249V248H123ZM236 249V248H235ZM242 249V248H241ZM68 250V249H67ZM85 250V249H84ZM108 250V249H107ZM122 250V249H121ZM60 251V250H59ZM69 251V250H68ZM98 251V250H97ZM100 251V250H99ZM116 252H117V249L115 250ZM119 251H120V248H119ZM242 251V250H241ZM57 252V251H56ZM67 252V251H66ZM113 252V251H112ZM195 252V253H194ZM204 252V251H203ZM202 252V253H203ZM227 252V251H226ZM233 252V251H232ZM234 252H235V250H234ZM237 252V251H236ZM59 253V252H58ZM87 253V252H86ZM89 253V252H88ZM95 253V252H94ZM199 253V252H198ZM65 254V253H64ZM84 254V253H83ZM90 254V253H89ZM93 254V253H92ZM80 255V254H79ZM82 255V254H81ZM88 255V254H87ZM91 255V254H90ZM106 256H103L104 257V260H105V263L104 264H134V262H135V259L136 258H134V254H133V252H131V250H129V249H125V250H123V251H120L118 254H111V253H106L105 254ZM208 255V254H207ZM210 255V254H209ZM100 256V255H99ZM218 257H220V256H218ZM230 257V256H229ZM33 258H34V256H31V258H30V260H29V262H28V264H32L33 263ZM82 258V257H81ZM80 258V259H81ZM255 258V257H254ZM62 259V258H61ZM94 259V258H93ZM101 259V258H100ZM256 259V258H255ZM38 260V259H37ZM81 260H83V259H81ZM80 260V261H81ZM95 260V259H94ZM97 260V259H96ZM205 260V259H204ZM60 261V260H59ZM12 262V261H11ZM38 262H39V260H38ZM68 262V261H67ZM67 262H66V260H62V261H60V262H57L56 264H67ZM82 262V261H81ZM244 262V261H243ZM14 263H15V260H14ZM86 263V262H85ZM95 263V262H94ZM33 264H44V263H37V262H34ZM45 264H47V263H45ZM49 264V263H48ZM79 264V263H78ZM98 264V263H97ZM136 264V263H135ZM179 264H184L183 262H180L179 261Z\"/></svg>", "mask_w": 264, "mask_h": 264}, {"label": "water", "instance_id": "95a60500", "mask_svg": "<svg viewBox=\"0 0 264 264\" xmlns=\"http://www.w3.org/2000/svg\"><path fill=\"white\" fill-rule=\"evenodd\" d=\"M7 48V39L4 36L0 22V234L7 186L9 144V82L11 64Z\"/></svg>", "mask_w": 264, "mask_h": 264}]
</instances>
